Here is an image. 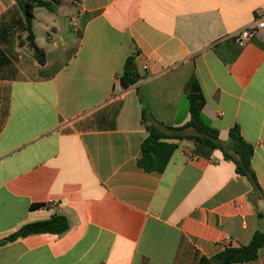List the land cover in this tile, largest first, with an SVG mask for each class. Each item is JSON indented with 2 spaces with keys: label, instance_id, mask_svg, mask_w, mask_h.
Listing matches in <instances>:
<instances>
[{
  "label": "crops",
  "instance_id": "crops-1",
  "mask_svg": "<svg viewBox=\"0 0 264 264\" xmlns=\"http://www.w3.org/2000/svg\"><path fill=\"white\" fill-rule=\"evenodd\" d=\"M41 1L43 64L16 1L0 0V264H199L264 232V30L244 46L232 37L264 0ZM129 60L139 80L123 88ZM191 79L220 148L183 141L162 173L144 171L138 92L179 127ZM235 127L260 193L235 171ZM53 216L64 234L5 242ZM232 264H264V244Z\"/></svg>",
  "mask_w": 264,
  "mask_h": 264
},
{
  "label": "trees",
  "instance_id": "trees-1",
  "mask_svg": "<svg viewBox=\"0 0 264 264\" xmlns=\"http://www.w3.org/2000/svg\"><path fill=\"white\" fill-rule=\"evenodd\" d=\"M15 1L21 9L25 20L24 29L27 35L24 42L37 62L43 64L44 53L35 43L32 31L34 10L36 8H45L52 11V4L41 0ZM132 67V61H127L124 75L120 79L123 88L134 85L139 80L136 71L130 72ZM138 94L142 105L141 124L147 132V137L141 144V157L137 164L144 171L162 173L171 155L177 149L178 143L183 141L202 144L213 149L220 148L218 130L211 127L202 114L205 101L195 79H191L187 83L184 91L190 118L184 125L179 127L167 126L156 122L150 116L140 92ZM229 139L234 147L232 154L235 157L232 160L235 164L236 173L245 176L251 183L253 190L260 193L259 183L251 168L252 148L243 141L237 127L229 132ZM223 152L226 158H231L226 150H223ZM67 229L68 225L63 217L53 216L49 220L23 226L15 234L8 237L5 242L14 241L31 234L48 233L62 235ZM263 244L264 232H258L253 235L248 245L240 248H228L210 259L202 257L199 264H232L251 261L257 257L258 249Z\"/></svg>",
  "mask_w": 264,
  "mask_h": 264
},
{
  "label": "built area",
  "instance_id": "built-area-1",
  "mask_svg": "<svg viewBox=\"0 0 264 264\" xmlns=\"http://www.w3.org/2000/svg\"><path fill=\"white\" fill-rule=\"evenodd\" d=\"M264 30V11H262L259 16L254 19L248 25L242 27L237 30L233 35L234 41L239 46L246 45L253 37L260 35V33ZM146 69L145 65L143 66Z\"/></svg>",
  "mask_w": 264,
  "mask_h": 264
},
{
  "label": "water",
  "instance_id": "water-1",
  "mask_svg": "<svg viewBox=\"0 0 264 264\" xmlns=\"http://www.w3.org/2000/svg\"><path fill=\"white\" fill-rule=\"evenodd\" d=\"M136 70V67H133L132 69H130V72H133ZM139 108H142V105H139Z\"/></svg>",
  "mask_w": 264,
  "mask_h": 264
},
{
  "label": "rangeland",
  "instance_id": "rangeland-1",
  "mask_svg": "<svg viewBox=\"0 0 264 264\" xmlns=\"http://www.w3.org/2000/svg\"><path fill=\"white\" fill-rule=\"evenodd\" d=\"M41 10L46 12V10H44V9H41Z\"/></svg>",
  "mask_w": 264,
  "mask_h": 264
}]
</instances>
